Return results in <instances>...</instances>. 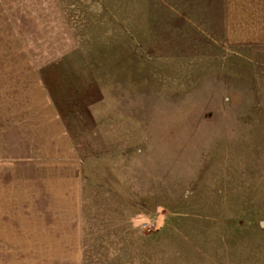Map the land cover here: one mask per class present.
<instances>
[{
  "label": "rangeland",
  "instance_id": "rangeland-1",
  "mask_svg": "<svg viewBox=\"0 0 264 264\" xmlns=\"http://www.w3.org/2000/svg\"><path fill=\"white\" fill-rule=\"evenodd\" d=\"M27 11L17 51L0 46V112L21 108L28 96L7 85L33 66L76 148L80 198L59 213L69 176L55 189L58 177L0 165V204L21 207L0 220V262L264 264V0H35ZM16 133L0 118V157L24 159L32 146ZM158 206L163 228H132Z\"/></svg>",
  "mask_w": 264,
  "mask_h": 264
},
{
  "label": "crops",
  "instance_id": "crops-1",
  "mask_svg": "<svg viewBox=\"0 0 264 264\" xmlns=\"http://www.w3.org/2000/svg\"><path fill=\"white\" fill-rule=\"evenodd\" d=\"M34 3L35 0H0V46H7L9 48L6 49L17 51L18 42L16 37H18V29L16 23L18 20L23 19L19 14L26 18V15H28L27 9L29 6L34 5ZM16 11L18 14L14 16ZM19 64L25 65L24 63ZM0 67H2V62H0ZM12 68H4L9 71H2V75L10 76L17 74L18 72L13 71ZM27 69L29 70L26 72L18 73L15 78L16 81L7 86L12 91L10 93L14 94L16 92L17 96L18 91L23 89L28 98L16 99L18 106L21 108L17 111L0 112V118L3 120L6 131L9 130V126L16 128L19 130V135L16 133L18 138L20 136L21 139L28 140V143L32 147L24 153L25 155L21 156L24 159H10L13 161L11 169L3 172L15 176L18 170H22L26 171L28 177L35 172L44 173L50 180L58 177L56 181L52 180L55 189L58 188L59 182L64 176H69L68 190L66 192L67 198L63 201V208L59 207L58 212H73L71 201L75 204L74 200L77 198L79 203L80 198L78 196L80 194L79 191L72 192L69 189L73 184L72 179L80 176V162L76 155V148L67 130L64 128L60 117H58L57 112L52 108L47 95V89L40 76L35 73L33 66H28ZM27 78L30 80H27ZM14 89L17 91H14ZM4 98L11 101L10 96H5ZM23 113L26 115H23ZM41 146H46V150L41 151ZM2 158L3 160L0 161V165L6 166L2 162L8 159L0 157V160ZM17 165L21 168L17 169ZM0 195L6 196V193ZM0 212L4 213L3 216H0L1 221L14 222L18 219L17 215L21 212L20 203L18 204L15 200H7L0 204ZM7 240L11 243L10 239ZM20 241V245H29V240H25V238H22ZM59 243L72 244V242L67 243L64 241ZM13 263L14 260L12 261Z\"/></svg>",
  "mask_w": 264,
  "mask_h": 264
},
{
  "label": "clouds",
  "instance_id": "clouds-1",
  "mask_svg": "<svg viewBox=\"0 0 264 264\" xmlns=\"http://www.w3.org/2000/svg\"><path fill=\"white\" fill-rule=\"evenodd\" d=\"M99 6H97V9ZM4 165L11 167L13 164L12 160H4L2 162ZM190 193H185V198L188 197ZM156 216L153 217L151 214H146L145 212L141 211L137 213L135 216L131 217L130 223L133 229H142L146 231L148 229H154L159 231L161 228L164 227L166 216L164 214V208L162 206H158L156 210Z\"/></svg>",
  "mask_w": 264,
  "mask_h": 264
}]
</instances>
